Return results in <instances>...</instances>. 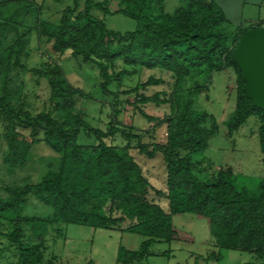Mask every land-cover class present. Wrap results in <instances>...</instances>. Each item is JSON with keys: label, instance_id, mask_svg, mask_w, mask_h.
I'll list each match as a JSON object with an SVG mask.
<instances>
[{"label": "trees", "instance_id": "1", "mask_svg": "<svg viewBox=\"0 0 264 264\" xmlns=\"http://www.w3.org/2000/svg\"><path fill=\"white\" fill-rule=\"evenodd\" d=\"M112 2L75 0L54 23L43 18V5L37 0H0V156L13 177L27 166H44L36 183L14 180L3 185L0 239L14 246L16 264H53L45 262L43 254L51 225L117 228L145 237L138 249L119 248L117 261L134 264L144 260L158 241L192 238L174 224L175 217L191 214L207 221L219 248L250 252L264 260V176L256 190L250 189L236 183L232 168L214 170L208 161L210 174L204 178L199 176L206 171L203 160L193 159L208 148L219 129L212 112L195 107L194 96L209 89L215 72L233 69L236 104L225 121L227 135L233 137L250 116H257L264 161V110L247 98L245 79L234 60L244 33L264 27V19L233 25L217 0H184L173 13L166 11L165 0H118L115 10ZM93 10L122 14L137 26L127 32L111 30ZM34 36L50 45L53 57L43 51L42 66L29 68ZM69 56L94 65L102 93L112 97L106 130L92 126L78 107V98L89 99L91 94L69 82L62 66ZM157 68L171 73L172 89L147 94L151 87L166 83L156 74L141 78V73ZM29 72L39 77V83L41 78L48 82L47 109L33 112L26 102L23 76ZM136 74L137 84L121 89L124 79ZM150 103L168 105L169 112L151 115L145 110ZM127 106L151 124L144 135L152 136L166 125V141L143 142L134 133L137 126L122 119ZM80 135L93 138V143H80ZM134 139L147 157L163 155L166 194L152 186L131 154ZM40 145L51 156L38 157L34 148ZM149 189L166 196L168 211L149 198ZM31 194L53 213L23 216ZM3 219L12 223V230L3 231ZM26 225L30 241H25ZM220 258L215 253L208 256Z\"/></svg>", "mask_w": 264, "mask_h": 264}, {"label": "rangeland", "instance_id": "2", "mask_svg": "<svg viewBox=\"0 0 264 264\" xmlns=\"http://www.w3.org/2000/svg\"><path fill=\"white\" fill-rule=\"evenodd\" d=\"M43 5V18L57 23L62 11L74 4L75 0H37ZM240 3V0H234ZM251 1V0H249ZM184 4V0H165V9L168 13ZM245 4V16L255 18L259 11L264 18V5L258 6L251 2ZM119 6L118 0H113L111 9L115 10ZM93 14L103 19L107 28L127 32L136 28L137 22L134 19L122 14L104 15L100 10H93ZM245 17V18H246ZM236 25V24H233ZM50 45L45 41L36 40L33 37L32 53L28 59L29 68L40 67L44 60L43 51H46L49 57L53 55L49 51ZM62 66L66 76L71 84L83 91L91 94L89 99L78 98V107L84 111L86 120L92 125L106 130L110 120L109 101L111 96L104 95L100 89V77L97 68L89 63H78L73 57H65ZM150 74H156L164 77L165 84L151 87L147 94L154 90L172 89L173 79L171 73L166 70L154 69L146 70L141 73L142 79H147ZM233 69H224L213 74L212 83L209 89L194 96L195 107L198 109L212 112L218 121L219 129L217 133L210 138L207 149L193 155L195 160H203L205 172H199V176L208 177L210 170L207 168V162L212 163L213 169L232 168L239 186H247L250 189H257L258 181L264 176V161L262 160L261 147L258 137L259 121L257 116L252 115L247 122L237 130L233 137L227 135L225 121L229 118L235 109V86ZM24 94L26 102L33 112L42 111L49 106L50 88L46 79L32 73L24 74ZM139 75L127 77L123 81L121 89H127L137 84ZM203 78L199 79L202 82ZM192 83V82H191ZM189 83L188 85H191ZM112 89H117V83L112 85ZM145 110L154 116H163L169 112L168 105L158 106L150 103ZM122 119L128 124L134 123L138 129L135 134L141 135L143 142L151 143L154 141L164 143L166 141V125L157 127L151 135H144V130L151 127V124L141 115L133 113V107L127 106ZM93 138L87 139L80 135V143H93ZM38 157L51 156L50 151L44 145L34 148ZM131 154L141 165L144 175L148 178L154 188L166 194L167 171L163 155L158 153L154 158H149L141 153L138 148L137 140L131 142ZM206 158V159H203ZM38 159V158H37ZM207 160V161H206ZM37 165V166H36ZM35 169L27 166L17 175L10 176L7 172V166L2 162L0 156V194L4 184L17 180V183L38 182L43 173V165L35 164ZM37 167V168H36ZM3 182V183H2ZM149 198L158 201L166 211L169 210L166 196H158L155 191L149 189ZM51 206L43 204L34 195L28 197L21 214L23 216L45 217L53 213ZM3 231H10L13 225L9 220L3 219ZM174 224L180 230L187 232L192 238L188 240H161L156 242L149 255L142 261L134 264H264V260H257L253 253L219 248L213 237L209 233L208 223L204 219H198L191 214H184L174 218ZM126 223L122 225L125 227ZM25 241H30V228L25 226ZM145 239L144 236L125 232L117 228L95 229L89 226L78 224H53L49 227L48 235L45 240L43 250L44 261L52 260L53 264H122L117 261L120 246L127 250L138 249ZM220 254V259H208L210 254ZM17 252L14 246L6 240L0 239V264H16Z\"/></svg>", "mask_w": 264, "mask_h": 264}, {"label": "water", "instance_id": "3", "mask_svg": "<svg viewBox=\"0 0 264 264\" xmlns=\"http://www.w3.org/2000/svg\"><path fill=\"white\" fill-rule=\"evenodd\" d=\"M234 60L245 79V94L264 110V27L244 33L234 50Z\"/></svg>", "mask_w": 264, "mask_h": 264}, {"label": "crops", "instance_id": "4", "mask_svg": "<svg viewBox=\"0 0 264 264\" xmlns=\"http://www.w3.org/2000/svg\"><path fill=\"white\" fill-rule=\"evenodd\" d=\"M225 11L227 17L231 20L233 24L240 25L247 22H257L259 19H264L261 17V11L257 14L255 18H248L245 14V4L251 2L254 5L262 6L264 5V0H240V3L234 0H217ZM246 17V18H245Z\"/></svg>", "mask_w": 264, "mask_h": 264}]
</instances>
